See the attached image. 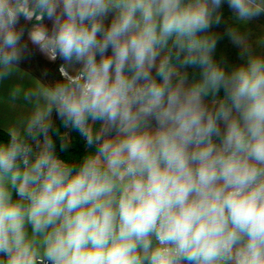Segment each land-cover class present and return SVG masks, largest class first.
I'll use <instances>...</instances> for the list:
<instances>
[{"label": "clouds", "instance_id": "obj_1", "mask_svg": "<svg viewBox=\"0 0 264 264\" xmlns=\"http://www.w3.org/2000/svg\"><path fill=\"white\" fill-rule=\"evenodd\" d=\"M261 16L264 0H0V264H264ZM33 48L58 78L21 67Z\"/></svg>", "mask_w": 264, "mask_h": 264}, {"label": "rangeland", "instance_id": "obj_2", "mask_svg": "<svg viewBox=\"0 0 264 264\" xmlns=\"http://www.w3.org/2000/svg\"><path fill=\"white\" fill-rule=\"evenodd\" d=\"M225 6L227 10L223 11V14H225V18L223 22L218 27L213 28V30L218 34H220L221 36V39L218 40L217 50L215 55L217 59L226 57V59L228 60H234L235 58L236 59L238 58V49L232 45V43L226 36L223 35L226 27L229 26L230 23L229 17L233 15L231 10L227 7L226 4ZM45 23H48L50 26L49 21L46 20ZM246 30H249L253 37H258L264 34V16H261L253 21H250L249 24L247 25ZM253 47L256 46L253 45ZM257 51H261V49L257 48ZM37 55L39 56L36 57V63H35L36 69L45 70L46 72H49L51 79L58 78L59 77L58 67L60 63H62V61H57L56 63H50L49 61H47L45 57L44 59L40 60L39 57L40 58L42 57L40 53L39 54L37 53ZM237 61H239V58ZM27 64L32 65L31 63H27Z\"/></svg>", "mask_w": 264, "mask_h": 264}, {"label": "crops", "instance_id": "obj_3", "mask_svg": "<svg viewBox=\"0 0 264 264\" xmlns=\"http://www.w3.org/2000/svg\"><path fill=\"white\" fill-rule=\"evenodd\" d=\"M225 10H227L226 9V6L224 5L223 7H222V12L223 11H225ZM224 15V18H225V14H223ZM214 31V30H213ZM30 47H31V45H30ZM235 52V51H234ZM33 56L31 57V59L30 60H28V61H26L27 63H31L32 65H28L26 62H23L22 64H21V67L23 68V69H25V70H27L28 72H30L32 75H34V76H36V77H38V78H40V77H42L43 76V73L45 72V70H38V69H36V65H35V63H36V57H38L39 55H37V53L39 54V52L38 51H36L34 48H33ZM37 55V56H36ZM221 56V55H220ZM39 59L40 60H42V59H44V56H42L41 58L39 57ZM219 59H224V60H226L227 62H228V64H229V66H232V65H235V64H237V63H239L240 61H237L238 60V58L236 59H234V60H228V59H226V57H224V58H219ZM48 73V76L46 77L47 79H51V76H50V74H49V72H47ZM15 82V78H13V80H11V81H8L7 83H5V84H2V85H0V95H3V96H7L8 95V89H9V87H10V85L12 84V83H14ZM25 83L27 82L26 80L24 81ZM15 115V113H13V112H10L9 111V109L7 108V106L5 105V104H0V129H2V130H4L5 131V127H6V121L7 120H9V119H11L12 118V116H14Z\"/></svg>", "mask_w": 264, "mask_h": 264}, {"label": "trees", "instance_id": "obj_4", "mask_svg": "<svg viewBox=\"0 0 264 264\" xmlns=\"http://www.w3.org/2000/svg\"><path fill=\"white\" fill-rule=\"evenodd\" d=\"M59 123V121H57ZM74 140H73V151L75 152H82L83 151V142L80 140L78 136L73 134ZM6 133L4 130L0 129V139H6ZM63 155V154H62Z\"/></svg>", "mask_w": 264, "mask_h": 264}]
</instances>
